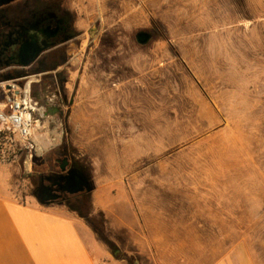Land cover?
I'll list each match as a JSON object with an SVG mask.
<instances>
[{
  "label": "rangeland",
  "instance_id": "rangeland-1",
  "mask_svg": "<svg viewBox=\"0 0 264 264\" xmlns=\"http://www.w3.org/2000/svg\"><path fill=\"white\" fill-rule=\"evenodd\" d=\"M66 3L80 35L58 72L65 100L45 90L31 166L0 162V191L38 205V172L65 146L93 189L49 207L111 256L264 264V0Z\"/></svg>",
  "mask_w": 264,
  "mask_h": 264
},
{
  "label": "flooded vegetation",
  "instance_id": "flooded-vegetation-1",
  "mask_svg": "<svg viewBox=\"0 0 264 264\" xmlns=\"http://www.w3.org/2000/svg\"><path fill=\"white\" fill-rule=\"evenodd\" d=\"M75 15L68 7L66 0H10L0 7V75L11 77L24 74V78L39 77L33 83L40 84L32 95L37 104H43L46 99L45 90L54 91L55 98L61 103L62 93L56 89L60 75L59 69L68 63L66 46L78 38L80 33L76 29ZM33 42V44H32ZM34 46L41 49L35 62L28 68H21L19 51L22 47ZM50 113H57L58 108H49ZM73 154L63 146L52 156L46 157L43 169L38 172L36 193L44 185L57 189L51 181L57 175H65L73 169ZM65 165V171L60 169ZM58 193L57 204L74 207L71 203L73 197L86 193L69 195Z\"/></svg>",
  "mask_w": 264,
  "mask_h": 264
},
{
  "label": "crops",
  "instance_id": "crops-1",
  "mask_svg": "<svg viewBox=\"0 0 264 264\" xmlns=\"http://www.w3.org/2000/svg\"><path fill=\"white\" fill-rule=\"evenodd\" d=\"M80 221L0 191V264H127L89 241Z\"/></svg>",
  "mask_w": 264,
  "mask_h": 264
},
{
  "label": "built area",
  "instance_id": "built-area-1",
  "mask_svg": "<svg viewBox=\"0 0 264 264\" xmlns=\"http://www.w3.org/2000/svg\"><path fill=\"white\" fill-rule=\"evenodd\" d=\"M32 78L0 82V162H7L20 152L28 154L31 166L32 153L37 149L34 130L40 121L34 118L39 109L31 94V84L36 81Z\"/></svg>",
  "mask_w": 264,
  "mask_h": 264
},
{
  "label": "water",
  "instance_id": "water-1",
  "mask_svg": "<svg viewBox=\"0 0 264 264\" xmlns=\"http://www.w3.org/2000/svg\"><path fill=\"white\" fill-rule=\"evenodd\" d=\"M10 0H0V7L9 3ZM136 42L139 45H146L152 38L151 33L146 31H140L135 35ZM33 44V42H32ZM41 52L40 48H36L33 45L22 47L19 51V62L17 65L21 68L30 67L35 60L38 58ZM60 169L62 172L65 171V165H61ZM53 185L57 186L55 192H65L69 195H75L78 193H90L93 189L92 181L84 173V169L80 168L77 165L73 166L72 170H69L65 175H57L51 181ZM52 187L44 185L41 190L38 191L35 195L38 203L42 206H49L59 198L58 193L53 191Z\"/></svg>",
  "mask_w": 264,
  "mask_h": 264
},
{
  "label": "trees",
  "instance_id": "trees-1",
  "mask_svg": "<svg viewBox=\"0 0 264 264\" xmlns=\"http://www.w3.org/2000/svg\"><path fill=\"white\" fill-rule=\"evenodd\" d=\"M79 196H81V197H86L87 195H85V194H81V195H79ZM79 196H76V197H79ZM76 197H73L71 200L74 201V199H76ZM82 217L85 218V219L87 218L86 215H82ZM91 228H92L94 231L96 230L93 226H91ZM116 258H119V257L116 256Z\"/></svg>",
  "mask_w": 264,
  "mask_h": 264
},
{
  "label": "bare ground",
  "instance_id": "bare-ground-1",
  "mask_svg": "<svg viewBox=\"0 0 264 264\" xmlns=\"http://www.w3.org/2000/svg\"><path fill=\"white\" fill-rule=\"evenodd\" d=\"M39 127V126H38ZM38 151L40 152V150L38 149ZM28 165V164H27Z\"/></svg>",
  "mask_w": 264,
  "mask_h": 264
}]
</instances>
